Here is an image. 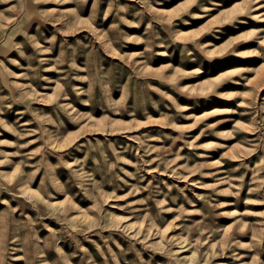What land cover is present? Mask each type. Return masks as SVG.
I'll return each mask as SVG.
<instances>
[{
	"label": "rangeland",
	"instance_id": "374dc122",
	"mask_svg": "<svg viewBox=\"0 0 264 264\" xmlns=\"http://www.w3.org/2000/svg\"><path fill=\"white\" fill-rule=\"evenodd\" d=\"M0 264H264V0H0Z\"/></svg>",
	"mask_w": 264,
	"mask_h": 264
}]
</instances>
